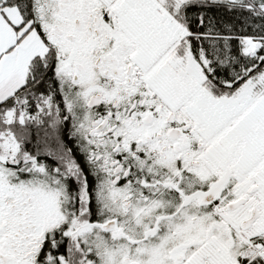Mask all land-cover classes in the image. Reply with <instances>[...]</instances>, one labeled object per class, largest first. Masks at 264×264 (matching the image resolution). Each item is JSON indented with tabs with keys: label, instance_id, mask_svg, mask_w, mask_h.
<instances>
[{
	"label": "snow or ice",
	"instance_id": "6c2138e0",
	"mask_svg": "<svg viewBox=\"0 0 264 264\" xmlns=\"http://www.w3.org/2000/svg\"><path fill=\"white\" fill-rule=\"evenodd\" d=\"M0 264H264V0H0Z\"/></svg>",
	"mask_w": 264,
	"mask_h": 264
}]
</instances>
